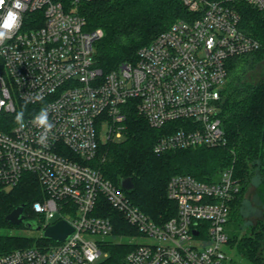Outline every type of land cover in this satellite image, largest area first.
Returning a JSON list of instances; mask_svg holds the SVG:
<instances>
[{
  "label": "built area",
  "instance_id": "1",
  "mask_svg": "<svg viewBox=\"0 0 264 264\" xmlns=\"http://www.w3.org/2000/svg\"><path fill=\"white\" fill-rule=\"evenodd\" d=\"M88 1L94 0H21L23 9H13L20 25L0 42V191L32 173L44 190L33 203L42 229L56 215L74 228L63 241L1 253L0 264H104L97 260L108 255L104 240L113 226L94 213L99 195L146 239L135 241L122 264H222L230 203L240 190L232 168L214 182L171 176L166 192L177 212L159 224L86 162L97 153L103 119L108 139L122 137L124 106L132 99L151 126L176 125L156 140L155 152L223 144L227 62L261 45L240 28L237 4L264 10V0H180L187 17L108 72L94 60L102 30L85 29L77 13ZM12 4L5 0L0 20ZM42 108L52 124L47 132L35 122ZM22 109L24 127L15 121Z\"/></svg>",
  "mask_w": 264,
  "mask_h": 264
},
{
  "label": "trees",
  "instance_id": "2",
  "mask_svg": "<svg viewBox=\"0 0 264 264\" xmlns=\"http://www.w3.org/2000/svg\"><path fill=\"white\" fill-rule=\"evenodd\" d=\"M237 11L240 28L261 45L259 49L232 57L227 62L228 75L221 89L219 109L225 142L155 152L156 140L176 125L151 126L132 99L124 106L126 119L122 137L108 139L106 143L100 141L95 157L86 163L116 186H120L121 179L131 177L134 187L121 189L133 204L159 224L177 212L176 202L169 199L166 192L171 176L188 174L201 181L214 182L224 169L232 168L240 190L230 203L225 225L227 245L234 247L246 261L260 264L264 259V212L255 223L243 227L241 198L253 178L258 176L257 195L264 202V10L239 2ZM77 13L85 19V29L102 30L94 44V60L104 72L125 61H134L142 45L176 19L188 15L180 0H94L79 3ZM258 68H262L259 74L256 73ZM43 196L42 185L32 173H24L17 185L0 191V229L22 225L5 219L20 204L26 219L38 217L41 222L43 216L34 210L33 203ZM94 213L111 218V234L136 231L102 195L98 197ZM242 228L244 231L240 234ZM45 240L53 242L42 236L33 239L3 232L0 233V254ZM133 246L107 240L104 249L108 255L104 264H122L125 254ZM224 264L238 263L229 259Z\"/></svg>",
  "mask_w": 264,
  "mask_h": 264
},
{
  "label": "rangeland",
  "instance_id": "3",
  "mask_svg": "<svg viewBox=\"0 0 264 264\" xmlns=\"http://www.w3.org/2000/svg\"><path fill=\"white\" fill-rule=\"evenodd\" d=\"M262 72V68H258V70H256V73L259 74ZM254 73V72H252ZM100 128V140L102 143H106L108 141V130H109V123L107 120H102L101 121V125L99 126ZM258 176H255L253 178V180L251 181V183L248 185V187L245 189V191L242 194V212H243V227H247V224H253L257 221L258 218H260L262 216V212H264V202L260 201L257 192H258ZM10 188H7L6 190H8ZM59 217V215H56V217L54 219L51 220V222L55 221L57 218ZM26 221H30L32 222L34 225L37 224H41V222L39 221L38 217H32L29 218ZM244 231V228H242V230H240V234ZM13 233V234H17L20 236H26V237H31L33 239H36L38 237H40L42 235V230H38V229H34V228H29L27 227L25 224H22L20 227L17 228H11V229H0V233ZM107 240H111L112 242H125L127 244L130 245H134L135 241L141 242V241H145L146 239L144 238H140L139 234L137 233V231L134 232H128L127 234H111L110 236L106 237L104 242H106ZM48 245V242L42 241L41 243H33L30 246H38V247H45ZM105 245V243H104ZM27 246V247H30ZM223 249L225 250V252L227 253V257L226 259L223 261L224 262L230 260H233L234 262L236 261V263L238 264H252L248 261H246L245 259H243L241 256H239L237 254V252L235 251L234 247H230L228 245H224ZM262 256H264V254H262ZM105 260V258L101 255L99 257V259L97 260L98 262H103ZM260 264H264V259H262V262Z\"/></svg>",
  "mask_w": 264,
  "mask_h": 264
},
{
  "label": "water",
  "instance_id": "4",
  "mask_svg": "<svg viewBox=\"0 0 264 264\" xmlns=\"http://www.w3.org/2000/svg\"><path fill=\"white\" fill-rule=\"evenodd\" d=\"M120 186L125 190H131L134 187L131 177L121 179ZM5 219L12 224H25L29 228L42 230V237L51 239L55 242L65 240L73 231V226L64 218L57 219L46 228L42 229L41 225H34L30 221H26V216L23 213V205H17L6 216Z\"/></svg>",
  "mask_w": 264,
  "mask_h": 264
},
{
  "label": "clouds",
  "instance_id": "5",
  "mask_svg": "<svg viewBox=\"0 0 264 264\" xmlns=\"http://www.w3.org/2000/svg\"><path fill=\"white\" fill-rule=\"evenodd\" d=\"M5 4V0H0V8ZM24 5L21 3V0H13L12 7L9 8L6 14L0 20V42H3L10 32L18 28L21 22V17L18 11L13 9L22 10ZM3 102L0 101V104ZM24 111L23 109L16 114L15 121L19 124L20 127H24L23 122ZM35 122L42 127L45 132L52 128V124L49 122L48 112L46 109H41L39 114L35 117Z\"/></svg>",
  "mask_w": 264,
  "mask_h": 264
}]
</instances>
